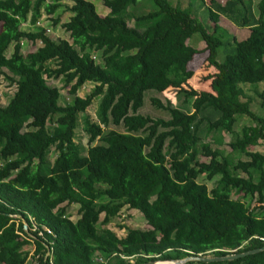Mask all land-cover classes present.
<instances>
[{
	"label": "trees",
	"instance_id": "obj_1",
	"mask_svg": "<svg viewBox=\"0 0 264 264\" xmlns=\"http://www.w3.org/2000/svg\"><path fill=\"white\" fill-rule=\"evenodd\" d=\"M101 1L105 16L90 0H0V77L15 85L0 106V264H145L262 248L264 153L252 148L264 142V118L251 106L264 110V0H195L190 11L151 0L156 10L144 15L130 13L138 0ZM62 5L70 42L36 26ZM221 19L246 37L237 40ZM195 34L203 50L187 43ZM28 43L35 49L23 53ZM201 53L214 69L206 91L187 88ZM46 78L69 88L71 101L60 104ZM86 84L90 93L77 96ZM168 89L182 98L166 107L168 120L131 115L144 92ZM241 116L252 124L236 132ZM80 123L87 147L74 139ZM201 173L212 188L197 181ZM254 198L260 206L249 213ZM124 209L140 213L147 229L117 237L107 226ZM186 264H264V251Z\"/></svg>",
	"mask_w": 264,
	"mask_h": 264
},
{
	"label": "rangeland",
	"instance_id": "obj_2",
	"mask_svg": "<svg viewBox=\"0 0 264 264\" xmlns=\"http://www.w3.org/2000/svg\"><path fill=\"white\" fill-rule=\"evenodd\" d=\"M93 5L95 6V10L98 15L105 16L108 14V9L105 8L102 5L101 0H90ZM195 0H170V3L175 5L182 10H191V7L194 6L192 2ZM223 1V0H222ZM259 0H253L254 5ZM195 3V2H194ZM69 4V3H67ZM192 5V6H191ZM65 5H62L60 9L56 11V13L52 16L49 15H43V17L40 19V26H43L47 29H49V35L52 36V39L54 40H68L70 42L68 34H66L62 30V23L66 22L68 18L70 17V13L65 11L64 8ZM175 6V7H176ZM195 8H197L195 6ZM130 13L136 14V15H144L150 12H153L156 10V7L154 6L153 2L151 0H138L135 6L130 7ZM200 16V13H199ZM59 18V24L56 26H53V20L56 18ZM129 25L132 26V22H129ZM220 25L224 27L227 31L230 32L233 36L237 38V40L244 39L247 35V30L240 29L233 24H231L229 21L225 19L220 20ZM23 30L32 31V28L26 24L23 28ZM35 28H33L34 30ZM4 31V28L0 25V32ZM191 47L203 50L204 44L199 39V35L195 34L189 39L187 42ZM35 49L34 46L28 43L22 51L23 53L32 52ZM12 47L7 51V56L9 57L11 54ZM225 57V54H223L222 49L218 51V57L217 60L219 62H222ZM206 54L201 53L193 58V60L189 64V69L193 71L194 75L192 79L188 82L187 88H191L197 91L200 90H209L210 87V80L208 78L214 74L213 68H208L206 63ZM97 59V57H96ZM47 82L50 85H53L60 90V104H65L71 101V97L68 94V89H64L62 86L61 81L59 80H53L46 78ZM93 85L92 84H86L83 86L78 92L77 96L84 98L86 97L90 91L92 90ZM15 91V85L10 84L7 80H5L3 77H0V106L4 107L7 105L9 99L12 97L13 93ZM182 98H180V101L177 98V94L175 90L168 89L164 91L163 93H157L153 90H149L144 92L143 94V105L140 110H138L135 113H131V115H137L140 114L144 117L151 118L153 120L163 119L168 120V113L166 112L167 106H179L182 103ZM252 111L256 112L257 114H260L264 118V110L260 111L258 109L257 104H253L251 106ZM96 109H97V99H94L91 106L87 109L86 114L89 116L90 121L95 122L96 121ZM252 124L251 121L246 117H238L237 121L234 125V130L236 132L240 131L241 127L243 125H250ZM49 128L51 127L48 125ZM109 129L116 130L118 132H124V126H113L110 125ZM74 139L76 142L81 143L84 147H87V136L82 131V123L79 124L77 129L75 130ZM205 142H210V137L203 139ZM230 141V136L225 135L223 140V145L220 146L221 149L225 150V152L229 151V147L227 146L228 142ZM97 143V142H96ZM95 143V144H96ZM94 145V144H93ZM213 148L218 147L215 144L212 145ZM252 150L259 151L261 153H264V142H261L260 145H258L255 148H252ZM56 156V152L54 148H51L47 155V161L48 165L52 163ZM238 158V157H236ZM198 160L200 162H206V159L204 157H198ZM207 173H201L198 177V182L202 184H206L207 188L210 189L215 184L214 181L207 180ZM233 199H236V195H232ZM260 206V204L257 202V199L254 198L253 201L250 202V207L248 209L249 213H252L256 211V208ZM77 208L76 206H70L69 207V213L70 219L75 220L77 216ZM102 219V216H101ZM108 229H110L112 232H114L117 237L121 238L125 236L126 229H139V230H146L147 225L143 217L135 210H127L124 209L119 216H117L108 226ZM28 231V230H27ZM32 251V249H30Z\"/></svg>",
	"mask_w": 264,
	"mask_h": 264
},
{
	"label": "water",
	"instance_id": "obj_3",
	"mask_svg": "<svg viewBox=\"0 0 264 264\" xmlns=\"http://www.w3.org/2000/svg\"><path fill=\"white\" fill-rule=\"evenodd\" d=\"M264 251V246L262 248L259 249H255V250H251V251H247L244 253H240V254H232V255H228V256H223V257H215V256H207V257H202V256H198V257H187L181 260H175V261H171V260H166V261H152V262H147L145 264H155L158 262H170L171 264H186L188 262H204V263H212V262H225V261H232L235 259H239V258H243L252 254H256L259 252Z\"/></svg>",
	"mask_w": 264,
	"mask_h": 264
},
{
	"label": "built area",
	"instance_id": "obj_4",
	"mask_svg": "<svg viewBox=\"0 0 264 264\" xmlns=\"http://www.w3.org/2000/svg\"><path fill=\"white\" fill-rule=\"evenodd\" d=\"M40 22V21H39ZM37 23L36 24V26H40V23ZM47 32H49V30H47ZM23 229L25 230V231H27V225L24 223V227H23ZM33 229H35V228H33ZM99 261H101V259H99Z\"/></svg>",
	"mask_w": 264,
	"mask_h": 264
},
{
	"label": "bare ground",
	"instance_id": "obj_5",
	"mask_svg": "<svg viewBox=\"0 0 264 264\" xmlns=\"http://www.w3.org/2000/svg\"><path fill=\"white\" fill-rule=\"evenodd\" d=\"M155 264H171L170 262H158V263H155Z\"/></svg>",
	"mask_w": 264,
	"mask_h": 264
}]
</instances>
